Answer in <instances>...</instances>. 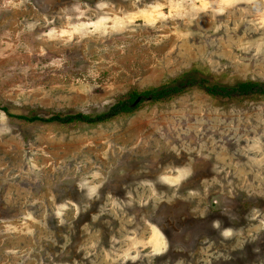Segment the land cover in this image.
I'll use <instances>...</instances> for the list:
<instances>
[{
  "label": "rangeland",
  "instance_id": "rangeland-1",
  "mask_svg": "<svg viewBox=\"0 0 264 264\" xmlns=\"http://www.w3.org/2000/svg\"><path fill=\"white\" fill-rule=\"evenodd\" d=\"M246 83L264 0H0V264H264V94L206 92Z\"/></svg>",
  "mask_w": 264,
  "mask_h": 264
},
{
  "label": "trees",
  "instance_id": "trees-1",
  "mask_svg": "<svg viewBox=\"0 0 264 264\" xmlns=\"http://www.w3.org/2000/svg\"><path fill=\"white\" fill-rule=\"evenodd\" d=\"M184 81L185 82L179 83L178 85L161 87L159 89H153L143 93L132 92L127 100L121 101L116 105H114L108 113L94 118L83 114H76L65 118H62L61 116L57 115L46 120L40 119L38 117H34V118H30L29 121L31 122L41 121L45 123L59 122L61 124H72V123L81 122L91 125L103 123L115 117H118L122 114L131 113L141 98L142 99L152 98L154 101H163L170 99L175 94L180 93V91L184 87H187L190 84H192L194 80L191 77H187ZM255 90H258L260 93L264 94V85L246 83V84H241L239 87L235 89H229L227 87L212 85L206 89V92L214 97L223 96V93L229 94L231 92L234 93L237 92L246 96V95H250Z\"/></svg>",
  "mask_w": 264,
  "mask_h": 264
}]
</instances>
